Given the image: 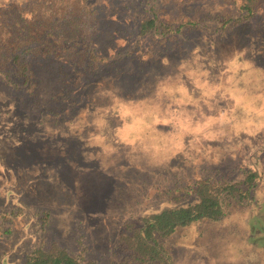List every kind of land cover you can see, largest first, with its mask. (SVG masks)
<instances>
[{
    "label": "rangeland",
    "instance_id": "1",
    "mask_svg": "<svg viewBox=\"0 0 264 264\" xmlns=\"http://www.w3.org/2000/svg\"><path fill=\"white\" fill-rule=\"evenodd\" d=\"M97 2L109 22L101 36L114 56L131 50L137 57L135 64L118 65V75L126 72L123 80L110 75L98 84L83 81L78 104L37 120L27 106H14L17 96L0 83V264H20L33 249L52 244L80 252L78 239L89 244L101 223L85 222L75 202L119 162L142 174L127 170L129 184L115 183V198L102 200L110 236L126 213L155 208L204 175L239 181L250 167L261 177L257 203L229 200L231 220L223 226L231 231L264 201V0L253 1L250 21L231 27L223 21L240 15L241 0ZM150 9L173 27L188 21L197 26L168 40L138 36ZM87 68L80 69L88 73L92 66ZM216 226L207 221L178 229L166 241L173 264H208ZM261 256L254 260L264 264Z\"/></svg>",
    "mask_w": 264,
    "mask_h": 264
},
{
    "label": "trees",
    "instance_id": "2",
    "mask_svg": "<svg viewBox=\"0 0 264 264\" xmlns=\"http://www.w3.org/2000/svg\"><path fill=\"white\" fill-rule=\"evenodd\" d=\"M253 1L241 0L240 15L223 21V25L230 23L228 27H231L250 21L256 14ZM12 15L20 20L9 22ZM108 24L97 0H23L21 3L7 0L0 3V83L17 96L14 106L19 102L27 106L37 115V120L42 114H53L54 108L62 110L78 104L83 81L98 84L102 77L110 75L123 80L126 72L118 75V65L135 64L131 61L137 57L131 50L114 56L113 45L101 36V33L108 34L104 32ZM138 26V36L154 33L168 40L182 33V28L194 27L197 23L188 21L173 27L161 22L156 11L150 9ZM99 46H108L107 53ZM138 60L145 62L143 58L138 57ZM83 66H92L91 72L80 69ZM86 102L91 104L92 101L86 100L84 104ZM31 110L28 112L32 113ZM109 166L101 178L92 181L93 190L75 202L85 222L94 220L91 223L94 225L98 220L101 223L96 222L98 226L93 227L90 243L78 239L81 249L77 254L57 244L39 246L20 264H173L174 256L166 247L167 239L178 229L207 221L221 226H216L214 242L206 256L208 264L261 262L254 260V255L264 253V201L259 212L247 215L250 216L245 224L235 223L233 231L223 226L231 220L226 209L229 200L240 206L257 203L256 188L261 180L257 170L244 168L239 181L204 175L155 208L126 213L115 235L110 236L102 200L115 198V183L129 184L126 171L133 168L128 162ZM133 170L134 176L142 174L137 167ZM173 189L160 187V191L172 192ZM188 196L193 200L181 202ZM21 212L18 209L14 215ZM43 213L47 222L49 212Z\"/></svg>",
    "mask_w": 264,
    "mask_h": 264
},
{
    "label": "crops",
    "instance_id": "3",
    "mask_svg": "<svg viewBox=\"0 0 264 264\" xmlns=\"http://www.w3.org/2000/svg\"><path fill=\"white\" fill-rule=\"evenodd\" d=\"M124 120H125V118L124 117H121V122L120 123H121V126L122 127H123ZM141 121H142V123H145L144 118H142ZM145 125H147V124L145 123ZM102 164L105 165V166H107L106 163H104V162H102Z\"/></svg>",
    "mask_w": 264,
    "mask_h": 264
}]
</instances>
